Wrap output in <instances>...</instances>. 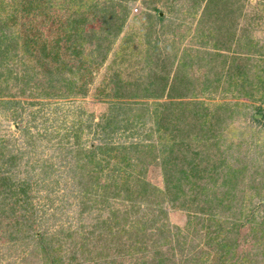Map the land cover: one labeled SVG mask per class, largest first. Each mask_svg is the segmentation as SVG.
I'll list each match as a JSON object with an SVG mask.
<instances>
[{
	"label": "rangeland",
	"instance_id": "obj_1",
	"mask_svg": "<svg viewBox=\"0 0 264 264\" xmlns=\"http://www.w3.org/2000/svg\"><path fill=\"white\" fill-rule=\"evenodd\" d=\"M75 1L88 5L83 8L95 5L87 11L90 18L92 14H99V9L122 11L118 5L120 2L124 6L125 21L106 52L104 48L95 49L94 40L81 42L80 61L79 58L72 59L69 54L63 56L65 42L63 39L59 41L60 53L73 69L84 62L75 72L81 80L78 85L86 82L82 89L79 87L80 91L70 95H63V92L59 96L41 95L45 89L57 93L63 87L55 90L48 86L47 80L54 75L48 71L51 69L48 63L36 64L37 51L28 53L18 47L8 61L14 67V75L26 76L22 81L12 76L7 83L0 80L1 100L8 98L2 96L7 91L21 94L17 95L21 106L16 110L6 108L0 101V150H3L0 176H10L11 184H15L11 188L16 189L17 184L25 182L29 187L25 194L20 192L17 195L19 201L14 204L15 199L3 198L5 191L0 185V264H142L143 258L154 256L151 246L147 247L144 257L142 250L136 252L126 245L127 242L123 243L127 241L128 233H123L121 228L125 224L124 230H128L129 224L146 216L145 234L149 236V231L155 228L152 222L159 221L154 215L158 209L151 212L145 198L124 201L115 194L106 196L109 188L121 193L116 188L114 178L117 175L112 172L118 169L113 168L114 159L107 164L103 160L94 166L92 162L86 163L87 158L82 157L79 150L86 151L89 147L109 142L110 146L124 147L127 154L133 155L130 143L152 141L156 148L152 154L144 149V168L139 163L136 166L139 159L135 156L134 164L129 167L121 164L120 168H133L139 180L163 189L161 158L167 152L160 153L158 146L162 137L169 144L173 139L184 140L194 151H202L205 158L199 160L201 167H211L218 158H223L225 161L218 168H226L228 164L232 168H245L231 192L233 200L229 211H233V216L221 206H213V212L217 214L209 221L212 215L200 213L199 207L209 210L210 202L204 203L201 195L193 201L194 192L185 182L180 198L186 199L184 207L176 202L174 205L163 202L162 212L166 218L162 221L170 231L173 230V234L161 239L158 248L166 251L170 264H264V238L260 237L258 229L264 225V206L261 204L264 203V0L228 1L235 16L229 29L233 31L234 39L230 41L224 37L225 29L215 27L217 22L215 24L213 20L216 17L211 15L215 9L206 10L207 0ZM22 2L4 0L0 6V18L5 19L13 7L19 8ZM51 2L43 3L41 10L34 8L26 16L18 15L15 25H9L8 30L21 34L19 44L25 40L24 32L30 29L37 31L47 48L60 37L63 33L60 25L73 6L69 0ZM96 25L95 21L91 24L92 27ZM215 40L219 48L213 46ZM148 41L154 42V50ZM244 42L247 45H240ZM225 50L220 61L221 55L215 54ZM3 67L0 66L1 72L5 70ZM238 70H243L246 79L250 80L251 83L246 82L243 88L253 90V98H246L236 90L241 87L238 78L235 79L236 88L230 85L233 83L228 76H234ZM153 73L167 75V82L177 76L179 95L173 98L166 94L159 98L144 95L143 86L136 83L145 84ZM118 77L124 82L123 91L139 94L132 99L126 96L124 100L145 102L146 107L140 110L143 112L154 109L155 102L169 100L195 101V107L208 106L210 110L216 103L222 106L208 117L210 129L201 124L202 118L197 116L187 119L189 125H183L184 132L177 130L181 128L180 123L164 130L146 114L141 118L143 123L114 131L105 127L103 131L106 118L119 113L114 105L117 101L111 97ZM26 81L28 84L24 83ZM5 84L7 88H4ZM204 129L207 132L201 137L199 132ZM194 135L201 139L196 142L192 138ZM115 151L111 153L115 154ZM95 152V160L97 157L104 159L101 151L96 148ZM8 154L17 155V160L5 171L3 160ZM151 158L152 161L146 163ZM48 164L52 166L48 167ZM224 175L225 171L220 169L211 180V183L215 181L212 186L210 180L205 179L209 183V194L216 190L218 196H222L223 186L219 185ZM103 184L109 187L104 189L100 186ZM86 189H91L88 194H85ZM212 200L214 203L217 198ZM239 208L242 212L238 211ZM16 221L21 225L16 226ZM235 221L243 223L232 226ZM27 225H30L29 229ZM218 226L224 228L219 233L221 236L236 239L235 253L229 259H221L214 244H209L211 241L207 237L213 235L211 230L220 229ZM177 230L180 233H176ZM40 233L44 236L42 240L36 237ZM156 237L154 234L149 242L158 239Z\"/></svg>",
	"mask_w": 264,
	"mask_h": 264
},
{
	"label": "trees",
	"instance_id": "obj_2",
	"mask_svg": "<svg viewBox=\"0 0 264 264\" xmlns=\"http://www.w3.org/2000/svg\"><path fill=\"white\" fill-rule=\"evenodd\" d=\"M53 0H23V4L20 3V7L18 8L13 7L10 13H8L7 17L5 19L0 18V66L3 65L4 71H0V76H8L1 78L0 80L3 82H8L9 77H14L16 80L22 81V78H24L26 75L22 74V76L13 74L14 67L8 63L10 59L16 54V50L18 47H23L26 52L31 53L33 51H37L36 53V59L35 62L37 65H43V64H49L50 66V72H53L54 76H51L50 79L47 80V84L49 87L59 90L60 87H63V90L61 89L60 92L54 93L50 92L49 90H46L41 94L43 96H52V95H60L63 92V95H70L71 93H75L76 91H80L79 87L81 89L84 86L85 80L82 82V84H77V82L81 81L77 75L75 70L79 71L80 66H83L82 63H78V66L76 69H73L72 66L69 64V62L62 57V55L69 54L72 59H77L80 61L81 59V42L85 41H91L94 40V46L95 49L98 48H104V51H108L110 44L112 42V38H115L117 34L121 31L122 26L125 21V15L124 12V6L119 4L121 6V10L123 11H109V10H101L99 9V14H92L91 18L88 16L87 11L89 9H92L95 5H91L88 8H83V6H88L84 3H79L75 0H69L73 6V9L69 11L66 18L62 22L63 24L60 25V29L63 30V33L60 35V37L56 38L54 41L53 46L50 48H47L45 42H41L40 35L37 34V31H31V29L27 32H24L25 34V40L23 39L22 43L19 44L21 41V34L18 32L16 33L15 30H8L10 27L9 25H15L16 19L18 18V15L26 16L28 14H31L34 8H37L38 10H41L43 8V3L50 4ZM229 0H207L208 6L206 10L215 9L214 13L211 15H215L216 19L215 24L217 22V25L215 27L219 29H225L226 33L224 37L226 38V41H230L234 39V33L233 31L230 32V28L233 26V22L235 19L233 10L230 9L228 5ZM4 0H0V6L3 4ZM219 5V7H217ZM221 12V13H220ZM223 12V13H222ZM100 17V20H99ZM161 19L162 17H158ZM221 20L218 21V20ZM96 22V26H91L93 22ZM98 23H100L98 25ZM214 24V22H213ZM33 29V27H32ZM34 30V29H33ZM91 34V35H90ZM63 39L65 42L64 51L62 52V55L59 50V41ZM218 39V38H216ZM238 39V38H237ZM236 39V40H237ZM82 40V41H80ZM220 40V39H219ZM221 41V40H220ZM240 40H238L239 42ZM149 45L153 50L156 48V45L152 41H148ZM217 40L214 41V47L219 48L217 46ZM221 43H225L221 41ZM246 43V42H244ZM241 43L240 45H247ZM239 45V44H238ZM225 49V48H223ZM65 53V54H63ZM222 53V52H221ZM215 54V55H221L220 61L223 60L226 50L221 54ZM47 59L48 61L44 62V60ZM53 65V66H51ZM180 65V64H179ZM178 65V66H179ZM177 71H179L177 69ZM68 73V74H67ZM257 76V74H256ZM230 79V85L238 86V83H236L235 79L239 80V84L241 87H238L236 90L239 91L244 97L246 98H253L254 93L253 90H245L243 88V85L247 82L250 84V80L246 79L245 73L243 70L237 71L234 76L229 75ZM177 76L172 78V81L167 82V75L159 74L156 76L154 73L152 76L147 77V81L145 84H142L141 82L136 83L140 85L142 88V91H144V95H146L149 98H159L166 94L167 97L173 98L174 95L178 94V86L177 83L179 82L176 80ZM30 79V78H28ZM54 80V81H53ZM179 80L184 83V81L181 80L179 77ZM177 81V83H176ZM259 83V81L257 80ZM25 84H28V82H24ZM123 81L118 77L116 82L114 83V86L109 88V92L114 88V92L111 94V97L114 99V105L116 106L118 112H115V114H111L109 118H106V126L103 127V131L105 130V127L108 128L109 131H114V129H119L121 127L128 128L130 125H137L139 123H143L141 121V118L148 114V117L152 119L157 125L165 129H169V125L172 126H179L181 128H177L179 131H185L182 129L183 125L187 127L189 125L188 118L192 119L194 117L202 118L201 124H206L205 127L207 129L211 128V125L209 123L210 121V115L214 114V110L216 111L222 104L219 103L214 104V109L210 110L208 106H199L198 108L195 107L197 105H194L191 101H173L169 100L167 102H155L151 111L143 112L140 111L141 107H146L145 102H129L125 101V97L127 96L129 99H132L134 97H139V94L137 92L133 93H126L122 90ZM156 85L158 86L156 88ZM1 86V85H0ZM168 86L167 90L166 87ZM140 87V89H141ZM4 88H7V84L4 85ZM79 89V90H78ZM228 90V88H227ZM160 91V92H159ZM22 93V90H21ZM17 94L15 92H5L2 96L8 97L7 99L1 100V103L5 104L6 108L8 109H15L21 106V99L17 98ZM181 95V93H180ZM238 95V93H237ZM178 98V97H177ZM120 100V101H119ZM193 105L191 106V104ZM196 104H199L196 102ZM141 105V106H140ZM116 110V111H117ZM140 112H138V111ZM207 110V111H206ZM205 111V112H204ZM189 112V113H188ZM191 112V114H190ZM186 119V122H184ZM173 121V122H172ZM207 123L209 125H207ZM177 124V125H176ZM203 128L204 126H200ZM207 129H204L202 132H199L200 136L203 137V135L207 132ZM199 130V129H198ZM200 131V130H199ZM204 133V134H203ZM174 138V135L172 136ZM195 138V135L192 137ZM191 138V140H193ZM201 139L200 137H196V142ZM160 146L159 150L160 153L167 154L163 155L161 158V164H162V176H163V182H164V188H158L156 186L150 185L149 182L144 180H139L135 174L133 173V168H120L121 164L129 167L132 164H134L133 157L135 156L139 161L136 159V166L139 163L141 168H144V158L143 157V151L144 149L148 151L149 154H152L154 148H156L155 144L152 141L142 143L141 141L137 143H130V148H132V154H127L124 147L121 146H110L109 142L104 143L103 146H92L89 147L88 150L82 151L79 150V154L82 157L87 158L86 163L92 162L95 165H98L102 163L104 160L107 164L110 159H114L115 161V167H118V169L112 170L114 176L117 175L114 179L117 181L118 190L121 191V193H115L113 191H110L109 189L106 190L105 195L110 197L111 195H118L121 196L124 201H135L137 198H145L147 201V208L150 209L151 212H154L158 209V212L154 213V215L159 220L158 222H152L151 225H153L155 228L154 230L149 231V236H146V230H147V217L144 216L142 219H138L135 223L129 224V229L124 230V225L122 226L123 233H128L127 235V246L131 249L135 250L136 252L138 250L143 251L144 253L148 251V246L153 247L154 256L148 259H142V264H170L169 262V255H167L166 251L160 250L158 247L160 245V240L164 237H167L169 233H172L173 230L170 231L169 227H166L162 220L163 218H166L165 215L163 216L162 212V204L163 202H169L170 204H173L176 202L177 204L181 205L182 207L185 206L186 199L182 200L181 195L183 194L181 191L182 186L186 183H189V189L194 192L192 200H196L198 195L203 196L202 200L204 203L210 202L208 209H203V207H199L200 213H208L212 215V218L209 221H212L214 219V215L217 214V212H213L214 209L213 206L222 207L224 211L229 212L233 216V211H229L232 200L231 198V192L233 190V187H235V184L237 183L238 176H241L245 170V168H232L229 164L226 168H218L219 166H222L223 164V158H218L216 163L213 164L211 167H208L207 165L201 167L200 161L205 158L202 156V151L200 150H193L190 148V145H187L184 140H175L173 139V142L169 144L167 143V140L164 142L163 137L159 140ZM184 147H183V146ZM174 146L177 148L174 152ZM180 146V147H179ZM96 148L101 151V154L103 155V158L97 157L95 160V152ZM116 149L115 154L111 153ZM73 151V150H72ZM72 151H69V153H72ZM74 152V151H73ZM3 155V150H0V156ZM105 155V157H104ZM137 155V156H136ZM200 155V156H199ZM102 157V156H101ZM17 160V155L15 154H8L6 158L3 160V162L6 164V170L9 168H12L14 166V162ZM200 160V161H199ZM151 160H147L146 163H150ZM225 161V160H224ZM117 163H119L117 165ZM117 165V166H116ZM51 164H48V167H51ZM178 166V167H177ZM175 167V168H172ZM130 169V170H128ZM225 171V175L222 178V182L220 183V186H223L222 188V196H218L216 190L211 191V197H209V186H212V183H215V181L211 180L214 179L215 175L219 170ZM205 179L210 180V182H205ZM0 185L3 187L2 191H5L4 199L10 197V199H15L14 204L18 203L19 197L17 196L20 192L26 193L28 186V182L17 184L18 186L14 188H11V179L9 175H3L0 176ZM102 188L106 189L109 187L108 184L100 185ZM114 189V188H113ZM91 189H86L85 194H88ZM179 191V193H178ZM23 194V195H24ZM92 194V192H91ZM216 197L217 201L213 203L212 198ZM231 198V199H230ZM21 201L23 200L20 198ZM264 199V198H262ZM179 200V201H178ZM262 206H264V203H261ZM187 208L189 209L188 205L186 204ZM238 207V206H237ZM146 209V207H144ZM12 210V209H11ZM207 210V212H206ZM147 211V209H146ZM221 211V210H219ZM239 212H242V209H238ZM223 212V211H222ZM115 212L112 211V215H114ZM162 217V219H161ZM254 219L253 217L251 218ZM206 220V219H205ZM249 220V219H248ZM243 223V222H242ZM242 223L235 221L232 226H240ZM263 223V222H262ZM16 226H20L18 221L14 223ZM220 229L211 230L213 232V235H208V241H211L209 244H214L217 251H219V255L221 259L232 257L235 253V245H236V239L235 238H227L226 236H221L219 233L224 228L222 226H218ZM27 229L30 228V225L26 226ZM254 229V226L251 227ZM231 229V227L229 228ZM258 229L260 231V237L264 238V225L260 228L258 226ZM121 230V231H122ZM237 230V229H236ZM122 233V234H123ZM176 233H180L178 230ZM35 235V232L33 233ZM156 234V238L150 243L149 241L153 237V235ZM173 234V233H172ZM184 235V234H183ZM38 239L42 240L44 236L40 233L39 235H36ZM149 238V239H148ZM148 239V240H147ZM145 257V256H144ZM222 261V260H221ZM169 262V263H168ZM172 264H176L172 262Z\"/></svg>",
	"mask_w": 264,
	"mask_h": 264
},
{
	"label": "water",
	"instance_id": "obj_3",
	"mask_svg": "<svg viewBox=\"0 0 264 264\" xmlns=\"http://www.w3.org/2000/svg\"><path fill=\"white\" fill-rule=\"evenodd\" d=\"M257 116V115H256ZM260 116V115H259Z\"/></svg>",
	"mask_w": 264,
	"mask_h": 264
}]
</instances>
